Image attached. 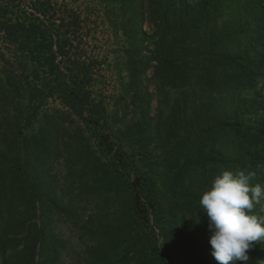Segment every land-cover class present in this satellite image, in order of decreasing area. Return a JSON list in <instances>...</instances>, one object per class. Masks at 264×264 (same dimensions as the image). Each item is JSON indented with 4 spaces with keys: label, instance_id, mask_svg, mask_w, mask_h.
I'll return each mask as SVG.
<instances>
[{
    "label": "trees",
    "instance_id": "1",
    "mask_svg": "<svg viewBox=\"0 0 264 264\" xmlns=\"http://www.w3.org/2000/svg\"><path fill=\"white\" fill-rule=\"evenodd\" d=\"M111 2L123 27L153 46L127 49L125 91L141 109L130 150L94 97L103 60L81 48L82 15L55 0H0L9 50L0 47V264L72 262L60 222L85 243L77 264H218L202 192L226 169L255 173L251 183L264 188V0ZM153 62L150 81L182 95L166 121L150 115ZM50 98L66 110L48 111ZM159 144L167 208L147 169ZM253 212L264 216L259 205ZM247 264H264V242Z\"/></svg>",
    "mask_w": 264,
    "mask_h": 264
},
{
    "label": "rangeland",
    "instance_id": "2",
    "mask_svg": "<svg viewBox=\"0 0 264 264\" xmlns=\"http://www.w3.org/2000/svg\"><path fill=\"white\" fill-rule=\"evenodd\" d=\"M55 1L60 4L63 10L75 11L81 14L83 19H85L81 31L84 35L85 42L81 45V48L84 50L85 56H94L103 60L101 69L96 73L97 80L92 87L94 97L97 101L102 102L107 107L108 111L113 114L115 127L122 129V136L127 150H130L129 144L133 143L134 140L141 135L138 128L141 109L138 107V103L132 101L131 94L125 91L129 81V58L127 49H142L144 53H147L153 48L151 40L147 39L142 45L141 42H139V38L135 37L134 33H129L127 31L130 28L125 29L123 27V15L118 9V2H111V0ZM112 6L115 12H108ZM143 29L146 36H149L153 32L154 26L145 22L143 24ZM4 45L5 44L2 43L0 39V47L2 50L4 52H9L8 47ZM155 64V62L152 63V66L149 67L144 76L145 83H147L146 89L153 94L151 98L150 115L156 117L159 111H163L164 114L161 121H166L165 118L169 113L172 103L182 95L179 90H170L168 87H164L159 91L158 83L156 81H150V78L153 76V65ZM46 108L48 111H54L56 109L66 110L58 98H50ZM69 123L74 126L80 124L77 119H74L73 123ZM69 123L66 122V125L68 126ZM4 128L7 129L6 123L2 125V129ZM157 140L154 141L153 147L157 146ZM161 152L162 146L159 144V147L153 150V163L151 166L147 167V169H153L152 171L159 176L158 187L160 189V199L163 200L167 208L168 204H170L168 198L170 189L169 185L165 183L168 177L163 176L164 164L161 158ZM56 169L61 170L60 172L62 173L66 172L62 164H57ZM59 226L62 228L64 235L68 238L69 244L73 249V260L71 262L69 258V264H77L78 256L83 252L85 243L70 225L60 222ZM162 241L163 236H160L159 242L162 243Z\"/></svg>",
    "mask_w": 264,
    "mask_h": 264
},
{
    "label": "clouds",
    "instance_id": "3",
    "mask_svg": "<svg viewBox=\"0 0 264 264\" xmlns=\"http://www.w3.org/2000/svg\"><path fill=\"white\" fill-rule=\"evenodd\" d=\"M254 176L243 169L223 170L200 196L211 254L218 264H247L254 243L264 242V216L253 212L257 205L264 210V188L251 183Z\"/></svg>",
    "mask_w": 264,
    "mask_h": 264
}]
</instances>
